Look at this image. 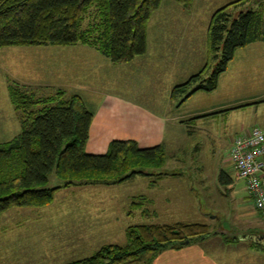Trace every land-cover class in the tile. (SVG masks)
<instances>
[{"label": "trees", "instance_id": "obj_1", "mask_svg": "<svg viewBox=\"0 0 264 264\" xmlns=\"http://www.w3.org/2000/svg\"><path fill=\"white\" fill-rule=\"evenodd\" d=\"M161 1L0 0V48L81 44L112 64H125L145 54L146 24ZM174 1L188 9L193 0ZM246 3L238 0L211 15L206 34L210 60L172 88L171 97L181 98L179 105L197 92L215 91L236 50L256 41L264 44V7ZM22 89L16 86L11 93L21 113L20 133L0 143V214L47 206L61 188L119 184L136 175L151 176L163 165V146L141 148L133 140H113L104 154H87L93 112L82 99L63 91L35 99ZM51 174L62 183L49 187ZM222 174V182L229 183ZM212 235L238 238L226 231L215 234L200 223L135 225L127 228L123 245H104L67 264H151L163 249L182 248Z\"/></svg>", "mask_w": 264, "mask_h": 264}, {"label": "rangeland", "instance_id": "obj_2", "mask_svg": "<svg viewBox=\"0 0 264 264\" xmlns=\"http://www.w3.org/2000/svg\"><path fill=\"white\" fill-rule=\"evenodd\" d=\"M236 1L238 0H193L192 3L196 2L197 5L193 7L192 13L188 14L186 12L192 10V4L185 9L174 0H162L161 6L159 5V8L151 14L146 24V52L149 51L155 58L161 56L157 58L160 59L161 65L160 69L157 68L158 73L162 74L161 70L165 68L171 72L173 67L172 79L178 81L175 84H182L207 64L210 56L206 47V34L210 17L219 8ZM246 2V5L254 7L262 3L264 7V0H246ZM170 4H178L183 12L181 13L173 7L175 5ZM236 11L237 8L232 10V12ZM184 16H191L198 21H192L188 26L182 27L176 20ZM206 16L209 18L207 23H204ZM87 23L88 19L85 25ZM162 44L167 45V49L156 51V48ZM75 46L79 49L82 46L94 54L88 57L87 53H77L86 57V59L77 57V60L86 61L82 67L88 79L81 81L79 85L84 86L88 92L87 95H90L89 97L83 95L89 108L92 107L90 103L94 104L100 96L112 93L120 86V90L123 89V92L126 91L130 97L143 101L148 107L158 110L162 106L161 110H163V107L169 104L167 80L160 78L158 74L155 75L159 82L146 81L144 77L136 74V68L141 69L137 65L130 70L126 69L127 65L114 66L94 48L81 44ZM48 51L49 49L43 46L0 48V143L12 140L21 130V113L11 100L13 88L21 86L22 90L25 89L24 91L35 99L36 97L47 98L57 91H62L52 85V82L55 83V67L47 60H43L45 52ZM51 60L54 59L51 57ZM239 60L238 56L236 62ZM64 63L73 64V62ZM152 63L156 64V62ZM147 66L151 69L150 64ZM250 74V80L244 88L243 82L241 86H238L237 81L231 82L227 88V83L223 82L221 77L219 87L213 93L198 92L182 105L180 104L181 106L179 105L181 98H174L169 115L179 120L168 122L163 146V165L154 173L178 174L180 177H168L165 181L157 183L156 187L149 184V178L153 175L146 177L136 175L122 185L102 186L103 195L118 197L117 201L113 199L108 201L109 197H107L105 203H110L114 209L126 208L127 204L123 199L129 197L128 202L131 208L129 207L128 210H131L133 215L124 216V218L129 224L134 225L154 222L200 223L207 225L210 232L226 231L235 237L245 233L264 234V220L254 208L244 181L237 176L230 150L234 139L245 132L242 129L244 126L246 129L249 127L248 130L253 127L264 128V103L257 105V109L250 106L227 113L217 112L221 101L231 102L233 99L251 101L255 95H261L264 99V74L257 76L254 68H251ZM144 93L159 99L158 108L147 103L146 98H142ZM195 110H206V114L214 113V115L193 118ZM255 110H257L256 113ZM222 173L227 175L229 183L222 182L226 180ZM60 183L62 182L54 174L50 175L49 187ZM69 189H59L53 202L46 207H39L38 210H88L89 205L95 203L94 198L85 200L75 197L73 199L72 196L100 193L96 191V187L89 188L88 191L78 187ZM169 193L174 197H171ZM165 195H169L166 200H164ZM146 197L151 199L156 197V199L148 203L144 201ZM172 199H175L174 204H171ZM25 209L28 208H23ZM23 218L24 221L30 219L28 216ZM217 236L224 243L241 244L239 248L237 245L233 246L240 254H243L242 246L247 249L255 248L250 242H239L237 239ZM32 254L36 255L33 252L30 255ZM254 260V255L247 256L245 263H256Z\"/></svg>", "mask_w": 264, "mask_h": 264}, {"label": "crops", "instance_id": "obj_3", "mask_svg": "<svg viewBox=\"0 0 264 264\" xmlns=\"http://www.w3.org/2000/svg\"><path fill=\"white\" fill-rule=\"evenodd\" d=\"M170 5H175L173 6L174 8L181 13L183 12L178 4ZM195 5H197V3L193 2L192 10L186 13L191 14ZM174 14L177 15V13ZM208 18L209 17L206 16V20L203 22L207 23ZM195 19L196 18L191 16H184V18H179L176 21H178L183 27L188 26L192 21H198ZM171 30L175 32L177 31L175 29ZM204 30L206 34V29ZM43 47L49 49L48 52H45L43 60H47L51 65L53 64L56 70L54 75L55 83L52 82V85L60 88L66 96H79L85 107L93 112L92 122L89 127L88 140L85 145V151L87 154H104L107 151L109 143L113 140H133L141 148H149L157 145L164 146L168 122L179 120L178 118L169 115L174 100V98L171 97V90L174 86L179 84H175L178 81L172 79L173 67H171V72L165 68L161 70L163 72L162 74L158 73L157 68L160 69L161 65L159 64L160 59L157 58L161 56L155 58L153 54L150 55L149 51H147L144 55L136 57L128 63L118 65H127L125 67H127L126 69L128 70L135 68L137 65L141 69L136 68V74L144 77L146 81L159 82L156 78L157 75L155 74H158L160 78L166 79V87L168 89L167 95L170 102L163 107V110H161L162 106L160 109L157 107L159 99H156L153 95L144 93L142 98H146L145 101L156 106L159 111L156 108L146 106L143 101L140 102V100L130 97L126 91L123 92V89L120 90L121 86L112 93L100 96L98 99L99 101L96 100L94 104L93 102L90 103L92 104V107L89 108L83 99V95L85 97H89L90 95H87L88 92L84 86L79 85L81 81L88 79L87 75L83 73L82 67L86 61L77 60V57L78 59H86V57H82L77 53H87L88 57H91L94 54L82 46L80 49L76 48L77 46ZM166 49L167 45L162 44L156 48V51H165ZM238 56L240 60L236 62ZM51 57L54 59L53 61L51 60ZM66 57H68V59H64ZM64 62H73V64H66ZM152 62H156V64H153ZM147 64H150L151 69H149ZM113 65L116 66V64ZM251 68H254V72L257 76L258 74H264V44L260 41L250 43L247 46L236 50L234 58L228 64L226 71L220 75L218 85L219 80L222 77L223 82H226L228 85L227 88L230 86L231 82L235 83L236 81L238 86H241L243 82V88L246 87L250 80L249 76L251 75ZM218 87L219 86H217V89ZM127 90L129 89L127 88ZM90 94L92 93L90 92ZM195 94H198V92ZM87 103H89V101H87ZM261 103H264L262 96L255 95L251 101L239 99H233L231 102L221 101V103L218 104L220 106L218 107L219 110H211H218L217 112L227 113L229 111L239 110L250 106L256 108V106ZM206 112V110H195L193 111L195 115L193 118L214 115V113L206 114ZM256 112L257 110H255V113ZM247 118L246 115V119ZM181 122H183V120H181ZM242 129L245 130V132L249 131V127L246 129L244 126ZM155 174H157V172H155ZM155 174L153 173V177L149 178V184L151 186L153 184L154 187L158 186L157 183L159 184L165 181L168 177H180L178 174L171 173H164L165 176H157ZM122 183L72 186L74 188L78 187V189H86L84 191L96 187V191L100 192L96 195L72 196L73 199L75 197L85 200L94 198L95 203L89 205L90 209L88 210H38L43 208L40 207L28 208L25 210H23V208H11L1 213L0 264H67L91 256L104 245H123L126 241L127 228L135 226L134 224H129L124 218V216L131 217L133 215V212L128 210L129 207L131 208L130 203L128 202L129 197L123 199L127 204V206L125 205L126 208L122 207L119 209L118 207L114 209L110 203H105L106 198L109 197L107 199L108 201L111 199L117 201L118 197L112 195L105 196L101 192L102 186L113 187L115 185H122ZM72 187H68L67 189L70 188L69 190H71ZM169 194L171 197H174L171 193ZM167 197H169V195H165L164 200H166ZM152 199L154 200L156 197H153ZM152 199L146 197L144 201L151 203ZM171 201V204H174L175 199H172ZM131 204L134 205L132 202ZM154 213L156 214L157 212ZM154 213L152 214L154 215ZM24 215L30 217V219L24 221ZM4 222H6V224H3ZM151 224L172 223L154 222ZM220 239L221 238L217 235H212L205 240L189 244L182 248L163 249L157 253L151 264H246V257H251L253 255L256 260V263L253 264H264V247L262 245L253 243L249 240H240L237 238L239 242H250L255 246V248L248 249L242 246L243 254H240L235 247L233 248V246L238 244L237 242L224 243ZM237 247H241V244L237 245ZM32 252L36 253V255H30Z\"/></svg>", "mask_w": 264, "mask_h": 264}, {"label": "built area", "instance_id": "obj_4", "mask_svg": "<svg viewBox=\"0 0 264 264\" xmlns=\"http://www.w3.org/2000/svg\"><path fill=\"white\" fill-rule=\"evenodd\" d=\"M230 150L237 176L264 220V128L255 127L237 136Z\"/></svg>", "mask_w": 264, "mask_h": 264}, {"label": "water", "instance_id": "obj_5", "mask_svg": "<svg viewBox=\"0 0 264 264\" xmlns=\"http://www.w3.org/2000/svg\"><path fill=\"white\" fill-rule=\"evenodd\" d=\"M218 232H215V234ZM240 240H249L253 243L262 245L264 247V234L261 233H245L238 236Z\"/></svg>", "mask_w": 264, "mask_h": 264}]
</instances>
